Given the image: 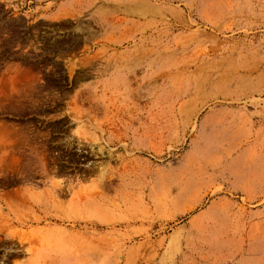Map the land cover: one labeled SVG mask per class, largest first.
<instances>
[{
    "label": "rangeland",
    "instance_id": "obj_1",
    "mask_svg": "<svg viewBox=\"0 0 264 264\" xmlns=\"http://www.w3.org/2000/svg\"><path fill=\"white\" fill-rule=\"evenodd\" d=\"M0 82V264H264V0H0Z\"/></svg>",
    "mask_w": 264,
    "mask_h": 264
},
{
    "label": "bare ground",
    "instance_id": "obj_2",
    "mask_svg": "<svg viewBox=\"0 0 264 264\" xmlns=\"http://www.w3.org/2000/svg\"><path fill=\"white\" fill-rule=\"evenodd\" d=\"M1 83V82H0ZM2 84V83H1ZM0 84V85H1ZM4 84H10V85H12V82H4ZM6 87H8V85L6 86ZM5 87V88H6ZM3 89V88H2ZM2 89H1V87H0V93H5L4 91H2ZM4 90V89H3ZM11 91H12V89H11ZM10 91V92H11ZM10 92H9V96L7 95H5V94H3V95H5L6 97H10ZM11 98V97H10ZM9 98V99H10ZM4 99V98H3ZM7 101H9L8 99H6ZM11 101V100H10ZM9 103V102H8ZM8 103H5V102H2V103H0V113L1 112H7L8 111V109H10L7 105H8ZM10 103H12V102H10ZM9 131H12V126L9 124V123H6L5 121H0V134H5V133H8Z\"/></svg>",
    "mask_w": 264,
    "mask_h": 264
},
{
    "label": "flooded vegetation",
    "instance_id": "obj_3",
    "mask_svg": "<svg viewBox=\"0 0 264 264\" xmlns=\"http://www.w3.org/2000/svg\"><path fill=\"white\" fill-rule=\"evenodd\" d=\"M0 116H9V117H10L11 115H9V114H3V115H2V114H0ZM12 117H16V118H17V116H12ZM25 117H31V115L24 116V118H25Z\"/></svg>",
    "mask_w": 264,
    "mask_h": 264
}]
</instances>
